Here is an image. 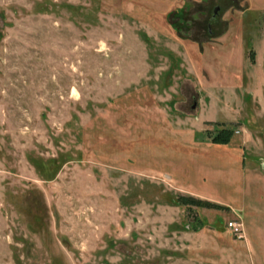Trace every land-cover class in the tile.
Masks as SVG:
<instances>
[{
	"label": "rangeland",
	"instance_id": "374dc122",
	"mask_svg": "<svg viewBox=\"0 0 264 264\" xmlns=\"http://www.w3.org/2000/svg\"><path fill=\"white\" fill-rule=\"evenodd\" d=\"M0 264H264V0H0Z\"/></svg>",
	"mask_w": 264,
	"mask_h": 264
},
{
	"label": "built area",
	"instance_id": "2783aa9c",
	"mask_svg": "<svg viewBox=\"0 0 264 264\" xmlns=\"http://www.w3.org/2000/svg\"><path fill=\"white\" fill-rule=\"evenodd\" d=\"M229 227L235 232V233H241L243 231V226L240 222H237L236 220L229 222Z\"/></svg>",
	"mask_w": 264,
	"mask_h": 264
},
{
	"label": "trees",
	"instance_id": "16d2710c",
	"mask_svg": "<svg viewBox=\"0 0 264 264\" xmlns=\"http://www.w3.org/2000/svg\"><path fill=\"white\" fill-rule=\"evenodd\" d=\"M219 142V141H218ZM188 204V203H187Z\"/></svg>",
	"mask_w": 264,
	"mask_h": 264
}]
</instances>
